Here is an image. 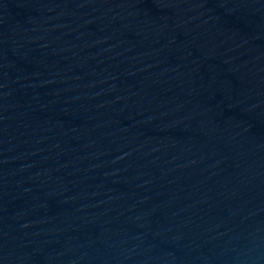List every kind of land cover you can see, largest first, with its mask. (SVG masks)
Segmentation results:
<instances>
[{
  "label": "water",
  "instance_id": "obj_1",
  "mask_svg": "<svg viewBox=\"0 0 264 264\" xmlns=\"http://www.w3.org/2000/svg\"><path fill=\"white\" fill-rule=\"evenodd\" d=\"M0 264H264V0H0Z\"/></svg>",
  "mask_w": 264,
  "mask_h": 264
}]
</instances>
